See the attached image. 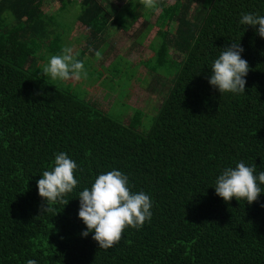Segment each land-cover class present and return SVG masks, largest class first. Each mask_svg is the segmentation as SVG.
<instances>
[{
    "label": "trees",
    "instance_id": "1",
    "mask_svg": "<svg viewBox=\"0 0 264 264\" xmlns=\"http://www.w3.org/2000/svg\"><path fill=\"white\" fill-rule=\"evenodd\" d=\"M45 1L0 0V264H264V184L251 204L225 202L213 188L238 161L264 171V38L238 24L242 13L264 15V0H203L190 17L195 0L161 7L160 44L144 61L164 86L150 126L142 110L120 122L41 76L44 48L62 49ZM51 1L62 11L78 7L90 47L109 29H122L120 18L137 21L145 12L127 9V17L117 11L114 18L109 0ZM119 1L141 8L140 0ZM149 4L146 19L158 8ZM232 42L249 65L245 93L221 95L208 83L210 65ZM61 151L79 166V183L65 194L66 205L44 211L36 182ZM112 168L128 174L132 191L150 195L152 218L100 249L91 234L81 236L77 195Z\"/></svg>",
    "mask_w": 264,
    "mask_h": 264
},
{
    "label": "clouds",
    "instance_id": "2",
    "mask_svg": "<svg viewBox=\"0 0 264 264\" xmlns=\"http://www.w3.org/2000/svg\"><path fill=\"white\" fill-rule=\"evenodd\" d=\"M239 25L252 26L256 34L264 38V15L245 12L240 15ZM258 26V27H257ZM244 49L240 43L232 42L224 47L210 65L208 83L221 95L245 93L246 76L249 65L242 58ZM71 47H63L59 54L51 55L43 64L41 76L52 81L80 80L87 77L84 61L76 58ZM99 52L96 53L98 57ZM256 165H248L243 160L235 166L223 168L215 177L214 191L225 202L235 198L251 204L262 193L264 171L256 172ZM79 166L68 154L61 151L54 154L51 170H44L37 180L38 195L49 211L51 205L68 201L65 194L74 190L79 183L74 171ZM78 218L86 226L82 237L91 234L99 248L109 249L121 239L126 227L139 230L152 218L153 201L145 191H132L129 176L123 171L112 168L101 172L78 192ZM26 264H38L36 259H28Z\"/></svg>",
    "mask_w": 264,
    "mask_h": 264
},
{
    "label": "rangeland",
    "instance_id": "3",
    "mask_svg": "<svg viewBox=\"0 0 264 264\" xmlns=\"http://www.w3.org/2000/svg\"><path fill=\"white\" fill-rule=\"evenodd\" d=\"M140 1L141 8L135 2L125 8L121 1L109 0L113 3L115 10L122 12V17H127V9L134 13L145 9V12H139L143 13V17L139 16L137 21L127 17V22L123 23V18H120L119 22L125 28L109 29L102 37L103 41L99 44L95 43L92 47L89 44L87 46L85 27H80L78 23L80 10L77 6L67 7L64 11L62 9L56 11L51 4L45 7V14L51 16L57 23L54 33L62 38V48L71 47L74 54H77V59H80L85 49L87 51L82 59L87 71L86 78L69 81H52L45 78L49 82L67 88L86 102L126 124L132 121L137 110H142L145 115L143 116L145 124L150 126L152 122L150 119L157 114L163 102L161 90L164 86L163 79L160 82L158 75L151 74L148 71L147 62L144 63V61L152 60L156 56L157 45L160 44L156 35L159 30L156 23L161 7L172 5L176 0ZM201 1L203 0H195L191 4L188 17L195 13L194 9ZM150 2L158 4V8L153 15H150L151 18L146 19L144 16H147L152 8ZM143 4L146 6L144 7ZM149 25L153 28L148 29ZM175 31L176 28L173 27L171 37L175 35ZM61 50L45 47L37 62L39 68L42 70L47 59L51 55L59 54ZM97 52L100 53L98 57ZM169 52L171 58L181 60L182 56L174 48H170Z\"/></svg>",
    "mask_w": 264,
    "mask_h": 264
},
{
    "label": "crops",
    "instance_id": "4",
    "mask_svg": "<svg viewBox=\"0 0 264 264\" xmlns=\"http://www.w3.org/2000/svg\"><path fill=\"white\" fill-rule=\"evenodd\" d=\"M74 3H78V1L77 2H74ZM49 4H51V6H54V8H55V10L56 11H58V10H61V3H59V2H56V1H51V0H46L45 1V6H48ZM105 4H106V2H105ZM78 5V4H77ZM71 6H75V4H69L68 5V7H71ZM76 7V6H75ZM59 8V9H58ZM55 10L53 11V12H55ZM117 13V10H115V12L113 13V15L115 16L114 18H116L117 17V15H119V14H122V12L120 13L119 12V14H116ZM112 19H113V17H112ZM54 29H56V28H54ZM108 29H109V27H108ZM103 37V36H102Z\"/></svg>",
    "mask_w": 264,
    "mask_h": 264
}]
</instances>
